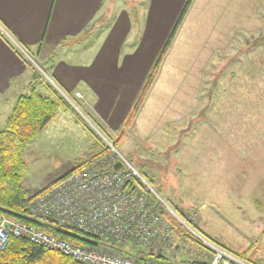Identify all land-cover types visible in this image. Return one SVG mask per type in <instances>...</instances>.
I'll use <instances>...</instances> for the list:
<instances>
[{
	"label": "rangeland",
	"instance_id": "1",
	"mask_svg": "<svg viewBox=\"0 0 264 264\" xmlns=\"http://www.w3.org/2000/svg\"><path fill=\"white\" fill-rule=\"evenodd\" d=\"M160 2L102 0L92 24L64 40L60 57L86 63L100 46L102 38L96 36L108 23L122 29L120 20L127 16L121 56L136 70L126 98L139 89L175 20L179 0ZM189 7L134 125L117 146L111 141L129 106L108 116L115 128L107 129L83 103L86 90H65L47 64L35 63L34 87L57 99L54 87L64 102L26 147L21 183L27 194L42 188L87 151L97 134L107 142L115 163L132 166L139 177L135 180L163 208L175 213L169 204L178 205L203 234L233 249L251 246L247 253L264 264V0H193ZM255 38L261 40L254 44ZM18 53L26 62L24 53ZM22 78L0 73V87L6 86L0 91L9 99L0 102V127L16 100L13 85ZM177 143L178 149H169ZM192 205L196 212L188 211ZM171 235L172 244L161 248L170 260L210 261L204 247L173 231ZM103 239L114 245L115 253L132 257L127 241ZM149 250L157 251V245Z\"/></svg>",
	"mask_w": 264,
	"mask_h": 264
},
{
	"label": "built area",
	"instance_id": "2",
	"mask_svg": "<svg viewBox=\"0 0 264 264\" xmlns=\"http://www.w3.org/2000/svg\"><path fill=\"white\" fill-rule=\"evenodd\" d=\"M113 164L114 154L109 153L31 198L26 202L30 216L58 227L76 228L81 234L99 237L100 242L103 238L109 242L120 239L127 241L135 250L145 248L146 253L163 254L164 249L161 248L172 244V231L169 223L163 221L161 205L149 201L140 190L135 182L139 177L132 166L126 163L113 168ZM178 219L189 228L185 220ZM192 232L200 236L204 249L210 253V264H253L204 235ZM10 236L27 238L82 264H189L156 259L142 253L139 258L122 255L115 253L105 242L99 245L72 242L0 213V252L8 244ZM154 244L157 251H150Z\"/></svg>",
	"mask_w": 264,
	"mask_h": 264
},
{
	"label": "trees",
	"instance_id": "3",
	"mask_svg": "<svg viewBox=\"0 0 264 264\" xmlns=\"http://www.w3.org/2000/svg\"><path fill=\"white\" fill-rule=\"evenodd\" d=\"M191 2L192 0H185L183 2L160 51L154 59L153 64L149 68L147 75L143 79L129 109L127 110L126 114L123 117V120L121 121V127L116 132V138L111 141L115 146H117L120 140L130 131V129L134 125L137 112L142 105L150 87L156 79L164 55L170 47L173 38L189 9ZM260 38L263 39V36H261ZM258 40L261 39L255 38L253 40V43H257ZM53 92L57 95V99L41 93L40 91L36 90L34 86H32L30 90L19 94L5 119L4 126L0 127V213L4 214L8 218L33 225L36 228H39L42 231L56 237L85 245H99L102 243L100 242L99 237L84 235L81 234L80 231L76 228H62L54 225L49 221L31 217L29 214V210L26 207V202L36 194L43 193L51 186L65 180L72 173L78 171L79 169L85 168L91 163H94L95 161L109 154V146L107 142H105L102 137L96 134L93 141L89 144L87 151L82 153L79 157L73 159L71 165L63 173L59 174L57 177L49 181L42 188L37 189L30 194L26 193L21 183L23 175L27 169V164L24 160L23 153L30 141L34 137H36L41 132V130L56 117L59 111L60 102H64V98L60 96L57 90H53ZM68 106L70 107L69 104ZM178 147L179 143L173 144V146H171L169 149L175 150L178 149ZM148 179L152 180V178L150 177ZM136 180L135 182L140 185V190L145 193L148 200L160 204L155 196L151 192L145 191V187ZM156 191L160 193V186L156 188ZM166 202H168V200H166ZM169 205L172 210H174L176 215L163 208L162 206L161 213L163 221L165 220L169 223L174 235L182 238L184 241L186 240L195 242L204 247L202 242L195 236V233L192 232V230H194L195 232L204 235L206 238L234 253L240 258L253 264H261V260L256 257V255H249L247 253L251 246L245 247L243 249H233L232 247L221 242L218 238H210L208 235L203 234L198 229L195 222H193L191 219H187L188 216H186V213L182 211V209L178 205L172 202ZM194 207L192 205L191 207H189L188 211H194ZM177 216L182 220H185L189 228L186 225L182 224ZM113 246L114 245L111 244L112 248H114ZM130 249L131 250L128 251V255H131L134 258H139L141 256L140 254L142 253L144 254V256L148 255L149 257H153L156 259L170 260L165 254L157 255L146 253L145 250L141 249ZM122 252L118 253L125 255ZM188 263L210 264L209 261L198 259L189 261ZM0 264L82 263L76 261L68 255L35 244L29 241L27 238L10 236L8 244L6 245L4 250L0 252Z\"/></svg>",
	"mask_w": 264,
	"mask_h": 264
},
{
	"label": "crops",
	"instance_id": "4",
	"mask_svg": "<svg viewBox=\"0 0 264 264\" xmlns=\"http://www.w3.org/2000/svg\"><path fill=\"white\" fill-rule=\"evenodd\" d=\"M149 1L161 3V0ZM184 1L179 0L177 14ZM101 5L102 0H0V73L3 71L6 78L24 77L13 85V89L18 90L14 93L16 98L21 94L17 92L30 90L35 85V63L47 64L53 79L65 90H75L74 93L86 90V93L82 92L83 103L92 109L100 122L102 120L105 128H115L109 117L115 110L130 107L129 103L138 91L132 90L124 97L131 90L136 70L129 62L125 65L126 58L121 56L120 48L125 36L122 30L126 23L128 26V17L120 20L122 29H115L114 23H108L96 36L97 39L102 38L100 46L86 63L73 64L60 57L62 52L59 55L64 40L79 35L92 24ZM19 51L24 53L26 62L20 58ZM43 74L47 76L44 70ZM52 84L59 87L54 81ZM4 88L0 87V90ZM35 88L45 90L42 87L38 89V85ZM2 95L0 91V102L5 99L8 103L9 99Z\"/></svg>",
	"mask_w": 264,
	"mask_h": 264
},
{
	"label": "water",
	"instance_id": "5",
	"mask_svg": "<svg viewBox=\"0 0 264 264\" xmlns=\"http://www.w3.org/2000/svg\"><path fill=\"white\" fill-rule=\"evenodd\" d=\"M120 165H121V163H120V162H117V163L114 164L113 167H114V168H115V167H119Z\"/></svg>",
	"mask_w": 264,
	"mask_h": 264
},
{
	"label": "bare ground",
	"instance_id": "6",
	"mask_svg": "<svg viewBox=\"0 0 264 264\" xmlns=\"http://www.w3.org/2000/svg\"><path fill=\"white\" fill-rule=\"evenodd\" d=\"M195 236H196V237H197V238H198V239L201 241V238H200V236H199V235H197V234H196Z\"/></svg>",
	"mask_w": 264,
	"mask_h": 264
}]
</instances>
